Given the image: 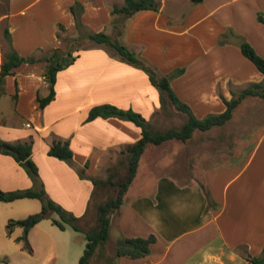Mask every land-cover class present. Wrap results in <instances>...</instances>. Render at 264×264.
<instances>
[{
    "label": "crops",
    "instance_id": "0c3cea01",
    "mask_svg": "<svg viewBox=\"0 0 264 264\" xmlns=\"http://www.w3.org/2000/svg\"><path fill=\"white\" fill-rule=\"evenodd\" d=\"M77 1L82 6L80 21L94 30L105 27L110 20L109 6L117 3ZM72 2L6 0L5 25L11 47L27 55L36 48L64 46L55 36L56 25L63 27L62 35L75 34L68 9ZM257 12L264 15V0H201L173 21L161 6L141 9L126 18L118 38L161 74L182 67L169 78V85L193 115L201 117L221 110V97L228 98L229 90L261 80L262 74L240 53L236 40L229 38L242 35L264 58V26ZM43 64L21 62L3 76L0 99L9 100V104L0 108V138L13 141L31 136L30 157L46 194L66 210L81 215L87 210L93 183L88 177H79L63 160L48 155L50 141L67 138L74 161L79 165L87 161L85 171L95 177L99 161L113 157L140 133L133 122L115 116L85 120L88 108L103 102L130 107L151 124L160 106L159 94L142 69L115 58L105 47L93 45L77 50L72 62L56 71L53 98L38 107L35 95L47 92ZM260 121L245 130L255 141L244 164L225 178L220 190L202 172L217 204L213 209L204 210L205 196L199 184L203 178L194 175L197 161L190 171L171 163V157L162 163L146 155V145L115 217H110L112 237L108 234L89 264H220L223 254L240 258L235 252L239 246L246 255L258 254L264 245V115ZM141 159L145 163L140 167ZM171 170H177L181 177ZM30 183L23 168L0 152V188L28 187ZM250 223L255 224L252 235L245 231ZM148 234H153L154 240L146 254L111 256L119 235ZM42 238L45 250L40 263L44 264L54 242L48 234ZM29 247L35 248L31 242Z\"/></svg>",
    "mask_w": 264,
    "mask_h": 264
},
{
    "label": "trees",
    "instance_id": "16d2710c",
    "mask_svg": "<svg viewBox=\"0 0 264 264\" xmlns=\"http://www.w3.org/2000/svg\"><path fill=\"white\" fill-rule=\"evenodd\" d=\"M200 1L201 0H190L191 4H196ZM158 6L159 3L157 0H122L119 5L112 4L109 9L110 14H118V16L122 17V19H119L120 23L117 21L118 16H113L110 28L111 31H104L103 29L94 31L87 28L80 21L82 6L78 1L73 0L68 6V9L72 15L75 34L72 36L62 35L61 32L63 31V27L60 24L56 25L57 30L55 36L57 39L64 41V48H59L57 46L47 49L36 48L27 55H20L11 47L9 32L6 25L3 26L2 34L6 40L7 48L4 52L3 59L0 61V94L3 92V76L9 73L13 67L21 62L44 61L42 75L47 85V92L42 96L38 93L35 95L37 106L42 107L53 98V84L56 71L71 63L77 50L93 45H100L105 47L115 58L142 69L146 73L150 83L157 89L160 103L164 95V98L167 99L170 104L177 110H181L186 114V118L178 127L170 126L159 131L151 130L147 126L145 117L130 107H118L107 102L94 104L89 107L84 118L85 120H90L96 116H115L121 119H127L139 127V137L131 144L120 149V151L124 153L125 162V170L122 177L112 172V174L109 173L102 180L90 177L85 172L87 161L79 165L73 160L72 151L67 138H53L50 141L46 153L65 161L73 168L79 177H88L93 183V186L95 183L105 182H110L116 186L113 196L107 197L105 200L96 204V223L92 228L87 230H84L78 223L81 215H75L71 211L63 208L59 203L52 200L43 189L37 167L30 157L31 136H27L24 139H15L13 141L0 138V152L10 155L23 168L31 182V185L28 187L8 190L0 188V200L9 201L17 197L26 196L36 197L40 201L39 210L28 213L24 217L7 219L5 225L8 234L15 226L22 229L21 234L15 236L14 240L22 241L27 246L26 236L30 227L40 219L47 217L50 223L59 229H63L65 225H69L74 230L82 232L84 243L75 264H89L97 248L102 245L107 238L110 214L116 210L121 203L122 195L135 174L139 157L147 143L158 144L166 139L184 141L190 137L192 131L195 129L206 130L212 126L221 125L231 118L233 109L246 96H257L264 101V58L260 56L248 42L243 40L239 43V51L262 74L261 80L249 83L238 90H229L230 96L228 98L221 97L223 107L218 112L208 113L201 117L193 115L188 105L174 94L169 85V78L180 72L182 67H176V69L169 73L161 74L154 65L148 63L143 57L126 47L118 38L127 17L141 9L157 10ZM257 17L264 26V15L257 12ZM83 40H88L91 45L78 44L79 41L82 42ZM112 178H116V181H113ZM199 184L205 196L204 210L215 208L217 204L211 196L209 189H207L202 181H200ZM52 212H54L56 216H51L50 213ZM153 240V234H148L147 236L119 235L113 245L111 256L125 255L131 258L142 256L149 251V244ZM246 256L250 264H263L264 245L258 255L250 256L247 254Z\"/></svg>",
    "mask_w": 264,
    "mask_h": 264
},
{
    "label": "rangeland",
    "instance_id": "374dc122",
    "mask_svg": "<svg viewBox=\"0 0 264 264\" xmlns=\"http://www.w3.org/2000/svg\"><path fill=\"white\" fill-rule=\"evenodd\" d=\"M113 1L117 3L112 4L117 5L122 2V0L121 2L120 0H109V2ZM157 1L159 6L162 7L163 12L169 14L168 19L171 21L176 19V17L180 20V17L184 15L185 12H187L188 7L191 6L189 0ZM111 5L109 6V9ZM5 12L6 0H0V61L3 59L4 52L7 48L6 40L2 34V28L5 26L6 21ZM173 12H176L177 14L174 15ZM113 16L117 17L118 14H110L109 22L104 24V28L101 27L104 31H111L110 28ZM117 19L118 23H120L119 19H122V17L118 16ZM90 30H94V28L91 27ZM229 38H234L238 47L241 41L244 40L248 42L242 35L238 36L236 34ZM78 44L91 45L88 40H83L82 42L79 41ZM64 46L59 48H64ZM135 53L139 54L138 52ZM139 55L142 57L141 54ZM173 69H176V66ZM8 104L9 100L5 101L0 99V108H5ZM158 111L155 115L153 114L151 124H147L151 130L160 131L170 126L178 127L186 118L185 112L177 110L167 101V99L164 98V95L162 96ZM263 115L264 101L257 96H248L238 104L233 116L223 124L212 126L206 130L195 129L192 131L190 137L184 141L178 139H166L158 144L149 142L146 144V147H149L148 151L146 150V155L150 154L152 157H157L158 161L162 163H166L171 157V163H178L188 171H190V168L195 161H197L198 166L196 165L194 175L197 174L198 177L203 178L202 172L205 171L206 177L214 182V188L220 190V186L225 178L237 169L239 164L240 167L244 164L246 159L245 155L247 152L249 153L251 142L255 141V138L248 135L249 132L245 130L252 129L255 123H260V117ZM144 163L145 162L141 159L140 167L144 165ZM97 165L100 171L93 174L95 178L97 177L102 180L109 173H115V175L122 177L125 170L124 153L119 150L113 157L108 156L106 160L102 159ZM254 165L255 164H253V166ZM179 166L176 165V167ZM171 173L178 176V178L181 177V174L177 170L176 172L171 170ZM261 174L264 177V171L261 172ZM112 180L116 181V178H112ZM201 181L205 184L207 189H209L204 178ZM136 182L137 180H135L134 184ZM208 183L212 185V182ZM115 190L116 186L110 182L94 184L90 201L86 207L87 210L81 214V217L78 220L79 225L84 230L92 228L96 223V204L105 200L107 197L113 196ZM39 208L40 201L36 197L24 196L9 201L0 200V264H43L40 263L42 258L41 252L45 250L42 237H45L46 234L53 238L54 244L53 252L44 264L76 263L77 258L82 251L84 237L82 232L74 230L69 225H65L63 229H59L51 224L47 217H44L34 224V226L36 225L35 227L32 226L28 230L26 238H31V241L28 242L27 239V246L22 241L14 240V237L20 235L22 232L20 227H13L9 234L6 232L5 223L8 218L24 217L28 213L39 210ZM115 212L116 210L110 214V217H115ZM50 214L51 216H56L54 212ZM109 221H111L110 218ZM253 230H255L254 223H250L245 227V231L248 235H252L253 233L251 232ZM108 234L112 237L110 226H108ZM30 242L34 245V249H30ZM105 250L106 248L104 246V251ZM235 252L240 258H237L236 256L231 258L229 255L223 254L219 257L218 261L220 264L250 263L246 253L243 252V249H241L240 246L235 249ZM74 257L75 259L72 261ZM95 257L94 254L91 257V261L94 260ZM100 258L101 257H98L97 259L100 260ZM226 258L228 260H226Z\"/></svg>",
    "mask_w": 264,
    "mask_h": 264
}]
</instances>
